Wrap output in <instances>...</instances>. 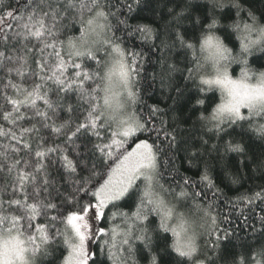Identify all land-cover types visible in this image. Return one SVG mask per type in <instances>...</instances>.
Instances as JSON below:
<instances>
[{"label":"snow or ice","instance_id":"1","mask_svg":"<svg viewBox=\"0 0 264 264\" xmlns=\"http://www.w3.org/2000/svg\"><path fill=\"white\" fill-rule=\"evenodd\" d=\"M215 6L225 5L217 0ZM8 7L0 0V10ZM123 7L133 11L132 3ZM232 7L237 12L231 24L188 12L177 14L164 32L147 22L130 24L119 0H26L25 15L7 12L18 30L0 35L2 95L11 106L0 112L10 125L0 126V137L10 141L0 146V264H136L138 246L149 253V264H160L153 246L161 233L171 234L164 251L175 253L177 264H216L212 254L231 235L220 227L215 200L208 199V191L215 196L220 189L206 165L199 191L191 177L165 167L161 158L168 152L174 157L186 141L175 120L163 119L159 104L148 105L147 116L135 110L146 103L136 80L146 56L129 49L125 37L159 52L161 71L153 79L161 88L172 85L175 73L187 72L199 93L197 120L209 139L244 124L264 139V70L251 63L257 53L264 55V21L238 0ZM184 20L198 35L180 30ZM233 35L238 46L229 47ZM176 48L190 56V67L181 69L172 59ZM214 89L221 98L210 105ZM201 144H208L203 136ZM224 147L226 153H246L240 142ZM187 151L188 162L198 163L200 149ZM259 167L264 169V160ZM238 179L233 176V183ZM189 202L201 227L207 226L203 243ZM96 221L107 226L96 228ZM97 232L94 253L89 243ZM233 264H264V240L254 255Z\"/></svg>","mask_w":264,"mask_h":264},{"label":"trees","instance_id":"2","mask_svg":"<svg viewBox=\"0 0 264 264\" xmlns=\"http://www.w3.org/2000/svg\"><path fill=\"white\" fill-rule=\"evenodd\" d=\"M7 2L10 7L0 10V35L7 31L11 36L18 30V23L14 18L8 17L7 12L12 11L14 16L25 15L26 0H7ZM238 2L245 11H252L257 18L264 21V0H238ZM126 3L133 4L131 13L128 12L126 7H123ZM216 3L217 0H142L141 4L136 6L133 0H119L121 11L129 17L130 24L147 22L153 24L162 32L170 29L173 18L177 14L188 12L194 17L200 16L205 19L215 15L223 25L231 24L236 18L237 12L236 8L232 7V0H223L225 5L223 8L216 7ZM180 30L187 31L190 36L193 34L198 35L188 20L183 21ZM117 34L123 35L124 33L120 31ZM219 34L223 36L224 31L222 30ZM125 41L129 49L138 52L143 51L146 56V59L142 62L140 74L136 78L137 90L146 103L137 104L135 110L139 115L147 116V106L159 104L166 112L163 119L170 123L175 120L180 125L183 139L186 141V144L176 151L174 157L172 152H168L167 156L161 158L165 162V167L171 170L174 165L181 175L191 177L199 185L195 188L199 191L200 188L204 187L200 183V176L203 174L206 165L209 176L217 188L220 189V192L215 196L212 195V191H208V199L215 200V212L219 213L220 227L227 229L231 235L228 240L222 241L217 253L212 254L216 264H233L234 260L242 258L249 252L254 255V249L264 240V224L261 223V217H264V199L256 198L257 193L264 195V169L259 167L260 162L264 160V139L250 131L247 124L234 126L222 138L209 139L211 134L205 135L204 129L197 120L200 114L197 109L200 106L195 103V100L199 93L194 84L187 80V72L175 73L172 85L161 88L159 78L153 79V74H158L161 71V66L157 61L159 52L154 48H150L147 44H142L135 37H125ZM226 43L229 47L238 46L235 35ZM172 59L181 69L185 65L191 66L188 63L190 56H186L183 49H173ZM251 63L255 69L264 70V55L257 53L252 58ZM232 68L233 76L238 77L239 66L233 65ZM205 71L210 72L211 67H206ZM14 79L19 81L18 77H14ZM5 82V76L0 72V112L11 108L10 105L6 104L2 95ZM177 89L180 91H177ZM8 91L11 94V90ZM209 96L212 97L210 105L218 103L221 98L220 90L214 89L213 92L209 93ZM159 119L158 117L156 121L158 128L160 127ZM0 126L10 127L2 119V115H0ZM202 136L208 140V144H201ZM153 138L155 137L153 136ZM161 139H163V135H161ZM229 140L242 143L246 148V153L244 155L232 152L226 153L224 146ZM9 142L8 138L0 137V146ZM193 145L198 147L201 152L199 162L196 164L188 162L189 153L187 149ZM212 145L217 147L213 148ZM0 150L3 149L0 148ZM169 158H171L170 164L168 163ZM97 162L93 157V163ZM233 176L239 177L238 182L233 183ZM245 198H252L253 202L249 204ZM187 208L191 209L190 214L200 222L198 231L201 233V243H203L207 239V226L201 227L203 221L200 220L199 214L192 207L191 202L188 203ZM124 210H127V208L125 207ZM106 226L107 222L100 221V227ZM99 239L98 234L92 243L91 251L94 253L97 251ZM171 241L172 236L170 233H161L155 238L153 249L161 256L160 264H177L175 253H172L170 249H168L167 254L164 251L166 245L170 244ZM63 251L64 255L67 256L68 249L65 248ZM135 260L136 264H149V253L143 250L142 246H138ZM105 264H110V262L106 261Z\"/></svg>","mask_w":264,"mask_h":264},{"label":"rangeland","instance_id":"3","mask_svg":"<svg viewBox=\"0 0 264 264\" xmlns=\"http://www.w3.org/2000/svg\"><path fill=\"white\" fill-rule=\"evenodd\" d=\"M210 72H211V71H210ZM234 77H235V76H234ZM243 111H244V110H243ZM190 215H191V218L195 221V226H196L197 231H198V227H199V225H200V222L197 221V219H196L195 217H193L192 214H190ZM95 226H96V228H99V227H100V221H96V222H95ZM98 234H99V233L97 232L96 236H97ZM93 241H94V239L91 240L90 243H89L90 251H91V247H92V243H93Z\"/></svg>","mask_w":264,"mask_h":264}]
</instances>
